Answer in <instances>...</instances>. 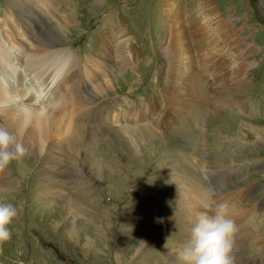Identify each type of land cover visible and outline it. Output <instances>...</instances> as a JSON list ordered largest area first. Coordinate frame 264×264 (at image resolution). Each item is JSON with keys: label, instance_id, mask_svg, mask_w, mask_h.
I'll use <instances>...</instances> for the list:
<instances>
[{"label": "rangeland", "instance_id": "rangeland-1", "mask_svg": "<svg viewBox=\"0 0 264 264\" xmlns=\"http://www.w3.org/2000/svg\"><path fill=\"white\" fill-rule=\"evenodd\" d=\"M263 3L47 2L45 23L26 35L35 40L61 28L63 43L54 50L78 62L87 86L100 80L94 74L102 76L103 68L93 62L105 56V78L114 85L88 105H96L87 114L88 126L103 131L88 130L76 144L47 139L48 150L34 146L3 171L0 201L13 203L20 213L9 226L12 238L0 247V264H179L177 253L190 236L188 216L210 212L218 201H237L235 190L244 187L251 190L247 200L227 203L238 225L234 264L264 256V203L254 214L242 211L264 196ZM27 4L32 8L33 0H0V28L14 24L21 33L18 16ZM32 10L26 14L32 17ZM64 12L68 27L61 24ZM123 32L130 36L132 64L117 60ZM174 33L186 44L175 62ZM26 35L13 39L33 45ZM16 41L8 51L22 63L27 54L18 53ZM103 44L108 46L102 52ZM14 74L6 75L8 87ZM65 86L55 96L73 99ZM120 116L126 121L107 124ZM95 117L99 120L90 123Z\"/></svg>", "mask_w": 264, "mask_h": 264}, {"label": "bare ground", "instance_id": "bare-ground-1", "mask_svg": "<svg viewBox=\"0 0 264 264\" xmlns=\"http://www.w3.org/2000/svg\"><path fill=\"white\" fill-rule=\"evenodd\" d=\"M56 1L57 0H33V5H31L32 8H30V10L34 9L32 10L33 16L27 21H22L21 24L18 23L21 33L16 31L14 24L8 23L6 28H0V30H2L3 36V41L0 42V79H2L1 84L4 88L3 89L0 86V122H3L0 123V125H4L10 132H12L16 136L17 141L21 143L27 151L30 152H32L31 150L34 146H37L36 150L42 148H46L45 150H48V147L52 144V142L49 144V146L47 144L45 145V142L47 139L52 140L56 138V136L59 138L64 137L63 140L68 141L70 144H76L83 141V137L86 135V131L88 130H90L91 133L103 131L99 129V125L88 126L87 114L96 106L88 105L93 104L94 99L92 100V98H94V96L98 97V94L103 88L108 89L110 86L114 85L110 77L105 78V69H107L108 66L105 56V58L102 57V59L99 61L94 60L95 62H93V65L103 68L102 76L94 74L95 78L98 77L100 80L95 83L96 85L95 87H92V89L87 86L85 76L81 74L80 66L77 64L78 62H75V60H73V62L69 60L66 61L65 58L63 59L64 56H67L64 50H54L55 44L58 45L63 43L60 41L61 35L59 31H61V28H56L55 31L49 30L48 32L37 37L35 40L33 39L32 32L35 31L39 25L45 23V18H47L49 14V11L46 10L49 9L46 8V6L49 7L47 2L51 4L55 3ZM65 13L66 12L61 14V24L62 26L68 27L70 19L68 18L69 16H66L68 13L66 15ZM8 20L9 19H6L4 22H7ZM14 20L16 19H13V21ZM189 26H191V24ZM23 32H25V35L27 32L32 33V35H26V38L29 37L30 40H34L33 45L32 43H29L31 44L29 45L28 43L24 42H22L20 45L16 41L15 38H17L18 34L22 35ZM120 36L121 39L118 43L117 53L120 50L123 52L122 56L125 55V57L122 58V56L118 54L117 60L119 63L122 61L125 64H132L133 56L130 36H127L126 32H123ZM13 37L15 38L13 39ZM181 40L182 37L176 36L175 33L174 37L170 40L173 44V47L171 48L172 54L174 56L173 62L181 59V57L178 55L180 52H184L183 50L186 47V44L181 43ZM13 41H16L15 43L20 46L19 52L17 51L18 53L24 52L27 54L25 60L23 59L22 63H19V59H21L18 58L19 56L17 57L14 55V52L12 53L8 51L12 48L11 44H13ZM106 41L108 40L103 41V43ZM4 45L7 46V50H5ZM106 46L108 45L103 44L100 46L102 52L105 50ZM14 60H17V62H14ZM16 66H20L18 70ZM25 70L34 72L36 76L40 78L42 82L41 86L50 87L49 97H47L48 99L44 101V105L38 106L31 103H25L20 99V96L27 95V92H25L24 89L17 87V91H15V86L12 88L8 87L9 85L5 81L6 75L8 77H12V73H15L13 75V81L16 84L18 77H21V72H24ZM114 77L115 76H113V78ZM62 85L68 86L66 91L73 92L72 95H70V97L73 99H69L65 96L62 99H59L60 96H55ZM80 90L82 92H80ZM86 90H88V92ZM216 101L220 103L222 100L218 98ZM44 102L41 103L43 104ZM89 113L90 115L92 114L91 112ZM102 117L104 118L103 113H101L99 119H103ZM69 119L73 120V124L71 122L72 120L70 121ZM95 119H97V117L90 119V123H93ZM68 120L70 122H68ZM83 122L84 126H81ZM3 178H5V175L3 172H0V179ZM190 208L189 209L192 210V207Z\"/></svg>", "mask_w": 264, "mask_h": 264}, {"label": "clouds", "instance_id": "clouds-1", "mask_svg": "<svg viewBox=\"0 0 264 264\" xmlns=\"http://www.w3.org/2000/svg\"><path fill=\"white\" fill-rule=\"evenodd\" d=\"M26 148L4 125H0V172L14 160L23 158ZM20 209L0 201V247L12 238L10 225ZM189 239L177 253L179 264H234V236L237 231L227 203H218L209 211L188 216ZM166 246V244H165Z\"/></svg>", "mask_w": 264, "mask_h": 264}]
</instances>
